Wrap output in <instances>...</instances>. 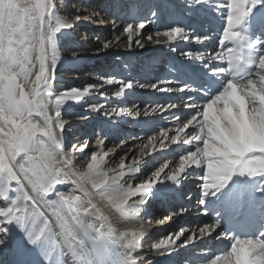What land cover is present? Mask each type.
<instances>
[{"label":"bare ground","instance_id":"bare-ground-1","mask_svg":"<svg viewBox=\"0 0 264 264\" xmlns=\"http://www.w3.org/2000/svg\"><path fill=\"white\" fill-rule=\"evenodd\" d=\"M103 1H107L106 9L102 3H98V0H83V5L85 9L100 13L102 16L105 12L112 13V9L115 8L112 16L117 17L118 23L123 19L121 28L123 23L127 22L138 24L140 21H152V13L155 9L158 20L148 24L139 37L145 42V48L113 47L96 55L97 47H100L105 40H112L114 35L120 34L119 29L114 32L111 23L109 26L96 23L88 25L81 21L76 29L62 30L55 38L62 57L61 65L57 68V92H63L70 87L83 88L90 83L101 84L105 79H112L113 84H104L102 89L89 94L84 100L68 101L62 108L63 119L67 122L64 138L61 140L65 148L56 151L55 160L49 162L51 170L49 171L45 166L44 175L46 180L55 178L56 185L67 199L59 195L50 197L56 203L49 205L39 191L34 192L24 182V176L18 173L20 181L24 182L25 189L35 201L28 203V212L37 215L38 227H43L47 222L44 239L48 244L41 248V255H45L54 244L61 253L72 257L71 264H97L92 259V245L86 237L94 234L117 243V246L126 253L125 258L130 263L135 257L146 254L147 264H223L222 258L229 254L230 245L231 248H235L236 244L231 243L220 224L221 218L226 213L215 218V213L222 210L223 201L214 197L212 193L216 189L207 188V185L215 183L218 177L235 173L232 175V182L247 190L245 203L254 204L257 210L264 207V191H261L264 188V125L253 128L251 139L233 138L221 130L219 114L214 110L212 115L215 119L208 127L207 138H204V128L198 125L195 118L189 121V117L196 111L195 108L185 107L186 101L179 98V92L166 85L163 79L170 78L174 73V66L188 65L189 61L182 54L186 50L199 54H208L213 50L222 54L232 52L221 50L215 40L211 43L195 44L191 39L188 42L182 40L177 42V50L170 51L167 45L148 43L146 37L157 28L163 30L170 25L181 26L186 30L196 29L200 31L199 35L203 36L207 26L205 28L200 21L204 18L213 22L212 27L215 29L213 35L218 37L220 32H227L220 28L221 23L228 27V20L221 15L225 9L231 13L233 4L247 6L250 1L259 3L260 0H227V2L194 0L192 7H189L190 0ZM39 2L40 0H19V10L16 15L11 19L6 17L3 21L4 39L7 41L10 35L13 37L14 42L11 47L15 51L0 62V68L4 70L0 91L6 92L11 83L15 89V96L11 99L16 101L22 95L27 96L31 93L36 69L28 63V58L35 62L41 38L46 40L51 28L57 27V23H63L65 18L67 21H72L76 12L73 18L69 19L68 12L64 14V10L70 8L76 10L80 5L78 1H72L73 7L68 6L69 8L58 5L56 17L41 18L35 10ZM56 3L58 4V0ZM113 3L117 4L114 6ZM159 3L167 5L162 12ZM96 37H99V40ZM126 39V36L122 37V41ZM223 40L221 37V42ZM261 41H264V37H256L252 45L259 47L260 55L247 53L256 67L251 73V79L264 72V69L260 68L261 62L264 61V42ZM73 51L78 53L77 57L72 56ZM234 60L233 55L230 60L219 63L226 65L225 72L228 73L233 68ZM22 65L32 69L30 75L27 71L21 70ZM186 70L192 71L187 67ZM158 79L162 80L160 88L169 87V91L162 92L160 88L155 91L151 89V84ZM121 80H132L147 87L141 88L137 83L134 88L126 90L123 96L115 97L113 93L119 88ZM228 82L231 83L230 80ZM100 91L106 92L107 95L101 97ZM9 100L10 98L5 96V107ZM177 104L179 107L176 106ZM91 105H104V109L97 114L91 110ZM112 108H118L119 111L122 109L125 114L120 117L104 116L105 109L107 111ZM143 108L145 109L141 112ZM77 109L80 114L75 115L74 111ZM48 111L52 113L54 108L49 106ZM207 111L208 109L205 108L206 113ZM88 113L89 115H85ZM204 121H209L207 115ZM40 123L43 124V120H40ZM189 123L192 127L185 132L184 129ZM96 126L99 130L98 134L103 130L107 136L104 150H112L105 157V163L99 170H95L99 155L81 156L79 150L74 147L76 144L86 143L92 135L90 133L92 127ZM153 131H156L155 134L149 135ZM162 131L167 135V141L163 144L164 150H161L164 141ZM151 136L157 137L155 145L149 144L145 147ZM174 137L180 140L179 144L173 142ZM122 138V142L118 143L117 140ZM201 139H203L202 145ZM91 148L99 153L95 143L91 144ZM149 149L154 153H150ZM74 152L77 153L76 156H73ZM0 154L2 156L0 170H4L2 147ZM122 158L127 160L125 165L120 163ZM181 158L185 161L187 172L180 182H162L155 185L149 199L142 192H136V186L143 185L152 170L162 167L165 163H168V168L171 170L181 162ZM84 165L86 168L83 167ZM129 165L131 168L142 170L139 177L129 171ZM192 165L198 166L192 167ZM69 173L77 183H83L88 191L85 192L77 187V184L68 181ZM201 176L204 184H201ZM160 180L167 181V172L160 177ZM6 187L5 185V190ZM205 189L208 192L207 196L202 195ZM133 195H136V199H132ZM121 198L124 202H121ZM147 199L145 205L139 204L140 200ZM200 199L207 201L206 206L202 207ZM181 207L187 209L186 213L182 216H173L169 221L167 217L171 212ZM205 212L207 215H204ZM217 224L220 225L216 229L219 236L216 232H212V226ZM203 225H208L207 231L212 232V235L200 239ZM29 227H31L30 223ZM181 228L184 229L185 235L181 237L180 242H177V249L171 255H161L168 251L167 248H153L155 243L167 238L171 233L178 232ZM190 232L195 233V242H190L187 248H180L179 244L187 239ZM146 233L149 234L147 239H144ZM6 239L7 236L0 235V241ZM129 240L132 241L131 245L127 243ZM141 240H143L142 245L138 243ZM12 258L10 254L0 255V264H9ZM205 261L206 263H202ZM29 264H40L39 258L34 253L31 254Z\"/></svg>","mask_w":264,"mask_h":264},{"label":"snow or ice","instance_id":"snow-or-ice-1","mask_svg":"<svg viewBox=\"0 0 264 264\" xmlns=\"http://www.w3.org/2000/svg\"><path fill=\"white\" fill-rule=\"evenodd\" d=\"M192 2L194 0H190L189 7H192ZM113 4L115 6L117 3ZM166 7L167 5L159 3L161 12ZM258 7H264V0H260V5L256 6L255 9ZM18 10L19 0H0V62L15 51L11 47L14 42L13 37L10 35L7 41L4 39L3 21L6 17L9 19L14 17ZM35 10L41 18L45 16L56 17L58 4L56 0H40ZM78 11H82L84 14H76L72 21H67L65 18L63 23H57V27L51 28L46 40L41 38L38 55L34 63L28 58V63H31L32 67L36 69L31 93L27 96L22 95L16 101L11 99L15 96V89L11 83H9L6 92L0 91V147L4 153V170H0V234L7 236L6 240L0 241V255L10 254L13 258L9 264H29L33 253L39 258L40 264H71L72 257L61 253L54 244L45 255H41V248L48 244V241L44 239L47 222L43 227H38L37 215L28 212V203H35V201L25 189L24 182L34 192L39 191L41 197L49 205L56 203L50 197L57 195L63 197V193L56 185L55 178L46 180L44 175L45 166L48 167L49 171L51 170L49 162L55 160L56 151L65 148L61 140L64 138L67 122L63 119L62 108L68 101L84 100L89 94L102 89L104 84H113L112 79H105L104 83L101 84L90 83L83 88L70 87L63 92H57V68L61 65L62 57L58 51L55 38L62 30L76 29L81 21L94 22L98 25L111 23L114 32L119 29L120 34L114 35L112 40H105L100 47L95 49L96 55L113 47L132 48L136 46L145 48V42L139 37L148 24L158 20L155 9L152 13V21H140L138 24L127 22L123 23L121 28L123 19H120L118 23L117 17L114 16L105 19L100 13L90 11V9L83 8ZM247 14L246 6L240 4H233L231 13L225 9L221 15L228 20V32L222 31L218 37L213 35L215 31L212 27L213 22L204 18L200 21L205 25V28L207 26L203 36L199 35L200 31L196 29L186 30L181 26L170 25L164 27L163 30L157 28L149 33L146 40L153 45H167L170 51L177 50V42L181 40L188 42L190 39L195 44L211 43L215 40L217 47H219L221 46V37L225 43L232 39L229 32L232 31L233 26L239 25ZM250 28L252 32L264 36V15L256 17L251 22ZM125 36L127 39L122 41V37ZM134 38L136 39L134 40ZM96 39L99 40V37ZM182 54L189 61L188 65L174 66V73L170 75V78L163 79V82L179 92V98L186 101L185 107L195 108L196 111L189 117V121L195 118L198 125L204 128V138H207L208 127L212 125L215 119L212 115L215 110L219 114V125L224 133L233 138L243 139L247 137L251 139L253 128L257 125H264V72L257 75L255 79L249 78L240 82L235 75L240 71L238 63H233L232 71L235 73L233 75L226 73V65L219 63L230 60L233 53L222 54L213 50L208 54H199L192 50H186ZM77 55L76 51L72 52L73 57H77ZM186 67L191 68L192 71H187ZM260 68L264 69V61L261 62ZM21 70L27 71L29 75L32 71V69H27L25 65L21 66ZM3 76L4 70L0 68V83L3 82ZM229 80L231 83L228 82ZM161 82L162 80L158 79L151 84V89L155 91L160 88ZM137 83L132 80H121L119 88L113 93L114 96H123L126 90L134 88ZM138 86L147 87L143 83H138ZM160 91L167 92L169 87L160 88ZM106 95V92L100 91L101 97ZM5 96L10 98L7 107L4 106ZM49 106L54 108L52 113L48 111ZM176 106L179 107V104ZM90 107L92 111L97 113L104 109V105H91ZM205 108L208 109L207 113ZM124 114V110L117 111L116 108L104 111L106 117L113 115L120 117ZM206 115L209 117L208 122L204 121ZM34 117H39V119H34ZM40 120H43L44 123L41 124ZM191 127L192 124L189 123L184 131L187 132ZM161 135L164 136L161 150H164L163 144L167 141V135L163 131ZM93 139L99 153L91 148ZM156 139V136L149 137L145 147H148L149 144L154 146ZM106 140L107 136L101 130L99 134L93 133V136L89 137L83 145L76 144L74 147L79 150L81 156L96 157L99 155V159L95 163V170H99L100 166L105 163V157L112 152L111 149L104 150ZM173 142L179 144L180 140L174 137ZM200 143L203 144V139L200 140ZM149 152L154 153L152 149H149ZM76 155L77 153L74 152L73 156ZM249 155H253V153H249ZM126 161L125 158H122L121 165H125ZM197 166L192 165V167ZM129 171L136 173L139 177L142 170L131 168L129 165ZM165 172H167V181H161L160 177L164 176ZM186 172L187 167L183 158L171 170L168 168V163H165L162 167L152 170L150 177L146 178L144 184L136 186V192H142L149 199L155 185L162 182L178 183ZM209 172H211V168H209ZM18 173L24 176V182L20 181ZM234 174L218 177L215 183L207 185V188H215L216 191L212 195L223 201L222 210L215 213V218H219L224 213L235 214L233 218L236 220L247 216L245 203L247 190L232 182V175ZM201 184H204L203 176H201ZM5 185L7 186L6 190ZM261 191H264V188ZM207 194V189H205L202 195L207 196ZM63 198L67 199L66 197ZM132 199H136V195H133ZM148 199L140 200L139 204L145 205ZM200 203L203 207L206 206L207 201L200 199ZM186 211L187 209L183 207L175 209L167 219L171 221L173 216H182ZM204 215H207V212ZM29 223L31 227H29ZM219 227L218 224L213 225L212 232H216ZM207 228L208 225L201 226L203 234L200 239H204L206 235H212V232H208ZM149 233L144 235V239H147ZM184 235L185 231L181 228L178 232L171 233L167 238L155 243L153 248H167L168 251L161 255H171L177 249V242H180ZM216 235L219 236V232H216ZM258 235L261 237L260 240L237 241L235 248H231L230 245L229 254L222 258L223 264H236L237 259H240L241 264H264V231L259 232ZM194 236L195 233L190 232L187 239L179 244V247L187 248L190 242L194 243ZM138 243L142 245L143 240L138 241ZM128 244L131 245L132 241H129ZM147 261L148 256L142 254L132 259L131 264H147Z\"/></svg>","mask_w":264,"mask_h":264},{"label":"rangeland","instance_id":"rangeland-1","mask_svg":"<svg viewBox=\"0 0 264 264\" xmlns=\"http://www.w3.org/2000/svg\"><path fill=\"white\" fill-rule=\"evenodd\" d=\"M63 1H64V2H63ZM72 1H74V2H77V1H78V3H80V5L78 6L79 8H76V10L73 9V8H72V9L70 8V9H65V10H64V14L67 13V12L69 13V14L67 13V15H69V19H72V18H73L72 16L75 15V12H76V14L78 13V14H80V15H83L84 13H83L82 11H78V10H81V9H83V8L85 9V6L83 5V0H58V5L63 6L62 8H67L68 6H69V7H73V3H74V2H72ZM99 2L102 3V5L104 6V9L107 8V1L104 2L103 0H98V3H99ZM84 4H86V3H84ZM69 7H68V8H69ZM62 8H61V9H62ZM113 10H114V11H113ZM115 10H116V9L113 8L111 12H112V13H115ZM66 11H67V12H66ZM106 11H107V10H106ZM104 12H105V11H104ZM112 13H110V11H109V12H105V13L103 14V16L105 17V19H109V17L112 16ZM82 22H83V21H82ZM84 23H85V24H88V25H93V24H95L94 22H85V21H84ZM109 24H110V23H108V24H106V25L109 26ZM144 109H145V108L141 109V112L144 111ZM116 110L119 111L118 108H117ZM131 110H133V108H132ZM105 111H106V109H105ZM129 112H131V111H129ZM74 114H75V115H78V114H80V111L77 109V110L74 111ZM97 114H100V113H97ZM85 115H89V113H88V114H85ZM98 132H99V130H98V127H97V126H96V127H92V130H91V132H90L92 135H91L90 137L93 136V133L98 134ZM155 132H156V131H153V132H151L149 135L155 134ZM123 137L127 138V136H123ZM119 138H120V137H119ZM66 140H67V139H65L64 142H66ZM121 140H123V138L120 139V140H117V142L120 143V142H122ZM94 143H95V140L93 139V141H92V145H94ZM88 157H89V156H88ZM83 160H85V159H83ZM83 160H82V161H83ZM0 235H2V234H0ZM2 237H4V236H2ZM212 258H213V257H212ZM209 261H210V260H209ZM209 261H208V262H209ZM202 263H206V261H205V262H202Z\"/></svg>","mask_w":264,"mask_h":264},{"label":"clouds","instance_id":"clouds-1","mask_svg":"<svg viewBox=\"0 0 264 264\" xmlns=\"http://www.w3.org/2000/svg\"><path fill=\"white\" fill-rule=\"evenodd\" d=\"M78 167H80V166H78ZM83 167L86 168V165H84ZM67 180H68V181H71V182L74 183V184L79 185V187H80L83 191H85V192L88 191V189L84 186L83 183H77V180L73 179V176H72L71 173H69V174L67 175ZM85 183H87V181H85ZM121 202H124V201H123V198H121ZM97 203H99V202H97ZM129 241H130V240H129ZM129 241H127V243H128Z\"/></svg>","mask_w":264,"mask_h":264},{"label":"water","instance_id":"water-1","mask_svg":"<svg viewBox=\"0 0 264 264\" xmlns=\"http://www.w3.org/2000/svg\"><path fill=\"white\" fill-rule=\"evenodd\" d=\"M2 168V156L0 154V169Z\"/></svg>","mask_w":264,"mask_h":264}]
</instances>
